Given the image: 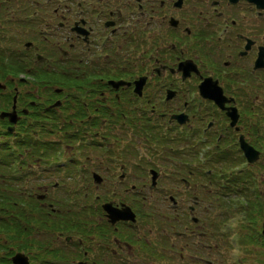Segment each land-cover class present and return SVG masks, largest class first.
<instances>
[{
  "label": "flooded vegetation",
  "instance_id": "flooded-vegetation-1",
  "mask_svg": "<svg viewBox=\"0 0 264 264\" xmlns=\"http://www.w3.org/2000/svg\"><path fill=\"white\" fill-rule=\"evenodd\" d=\"M263 155L264 0H0L1 260L232 264L199 188L261 253Z\"/></svg>",
  "mask_w": 264,
  "mask_h": 264
},
{
  "label": "rangeland",
  "instance_id": "rangeland-1",
  "mask_svg": "<svg viewBox=\"0 0 264 264\" xmlns=\"http://www.w3.org/2000/svg\"><path fill=\"white\" fill-rule=\"evenodd\" d=\"M262 98H263V94H261L259 97H257V100H261ZM218 99L221 100L220 98H218ZM257 103L260 104V102H258V101H257ZM244 121L242 122V125H245ZM222 122H223V119H221V121L217 122V124L220 125ZM247 130L248 129H245L242 133L243 134L246 132L248 133ZM244 135H246V134H244ZM262 161H264V155L262 156ZM258 167L259 166L255 167L254 170L258 171ZM217 174H218V172H217ZM260 177H261V175H260ZM201 186H204V189H206L207 191H210V188H208L207 183L198 182V187H201ZM191 192H192V190H191ZM262 194L264 197V185L262 188ZM196 195L197 196L199 195L200 196L199 199L201 200L200 204L198 205L197 212L199 213L200 216L203 215V212H205L207 215L206 217L203 218V220L206 221V223H203L201 228L202 229H206V228L217 229L216 239H217V243L220 244L221 248H223V246L225 244L224 237L221 235V229L222 228L226 229L227 226H230L231 229L236 230V233H237L236 235H233V233H232L231 249L228 248V251L232 252V261H231L232 264H264V250L261 253H255L257 247L255 248L254 246H251L248 244L247 248H251L248 250L246 248H242L243 242H242L241 238H240L239 242L234 240V238H237V236L239 234L238 226H240L242 223H240V216L238 214H235L233 212V210L231 211L230 215L227 213L228 207H227L226 201H224L222 199L217 200V199H213V198L209 199V201H208V199H205L204 192L200 188L198 189ZM217 204H220V206H218ZM188 205L189 206L194 205L192 199H190L189 201H185L184 206L187 208ZM260 211H261L260 209H256L253 212V214L251 215V223L248 226L255 227L258 225L260 220L264 219V213L262 216H260L258 213ZM262 221H264V220H262ZM260 223H259L257 228H259ZM231 226H237V228H233ZM250 230L252 231V228H250ZM228 241H229V237H228ZM184 246L186 247L185 244H184ZM237 251L240 253L239 255L236 254ZM184 255H185V263L184 264L187 263V259L189 260V262L191 264H196L195 262H193L194 261L192 258L193 254L191 252H188L187 250H185ZM202 255L203 254L201 253V256ZM203 256L208 257L211 261H214V262H215V260L218 261L219 259L223 260V256L220 257V250L219 249H216L215 255L214 254L208 255L207 253H205ZM177 257H178V255H175V257L173 259L166 258V260H163V262L162 261H156V263H154V264H181V263H178V262H180V260H178ZM238 257L241 258L242 262H239V263L237 262ZM200 264H202V263H200ZM217 264H218V262H217Z\"/></svg>",
  "mask_w": 264,
  "mask_h": 264
},
{
  "label": "trees",
  "instance_id": "trees-1",
  "mask_svg": "<svg viewBox=\"0 0 264 264\" xmlns=\"http://www.w3.org/2000/svg\"><path fill=\"white\" fill-rule=\"evenodd\" d=\"M223 146H225L224 142L219 141L215 147V150H214L215 152L212 151V155H211V153L209 154V156L214 158V160H216L217 163L222 161V159L218 160V158L220 157V153L223 152V150H222ZM216 196H220V195H216ZM6 205L9 208V210L11 211L12 216L9 215L6 220L0 219V249H2L1 248V240H2L1 237H3V233L5 234V236L8 240V244H6L7 246L17 244V236L19 234V227L21 226V218L16 213V210L18 209L19 204H13L11 196L9 195V198L7 200ZM238 205H239V203H238ZM218 206H220V204H218ZM45 219H46V217H45ZM8 248H10V247H8ZM8 255H10V253ZM0 264H11V262H10L9 258H7L5 260H1V258H0Z\"/></svg>",
  "mask_w": 264,
  "mask_h": 264
},
{
  "label": "water",
  "instance_id": "water-1",
  "mask_svg": "<svg viewBox=\"0 0 264 264\" xmlns=\"http://www.w3.org/2000/svg\"><path fill=\"white\" fill-rule=\"evenodd\" d=\"M209 87L208 86H204V88L201 90V92H203L204 94H206L208 91ZM221 98V94L219 95ZM224 107V106H223ZM263 235H264V229H263ZM11 261L13 262V264H29V261L27 259V257H25L23 254H15L12 258Z\"/></svg>",
  "mask_w": 264,
  "mask_h": 264
},
{
  "label": "clouds",
  "instance_id": "clouds-1",
  "mask_svg": "<svg viewBox=\"0 0 264 264\" xmlns=\"http://www.w3.org/2000/svg\"><path fill=\"white\" fill-rule=\"evenodd\" d=\"M236 254L239 255L240 253L237 251Z\"/></svg>",
  "mask_w": 264,
  "mask_h": 264
}]
</instances>
